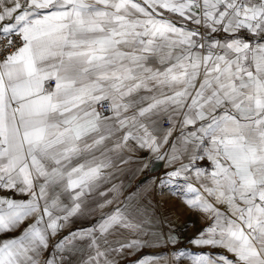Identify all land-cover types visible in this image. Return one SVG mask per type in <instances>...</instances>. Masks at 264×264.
Listing matches in <instances>:
<instances>
[{
    "label": "snow or ice",
    "instance_id": "snow-or-ice-1",
    "mask_svg": "<svg viewBox=\"0 0 264 264\" xmlns=\"http://www.w3.org/2000/svg\"><path fill=\"white\" fill-rule=\"evenodd\" d=\"M74 260L264 264V0H0V264Z\"/></svg>",
    "mask_w": 264,
    "mask_h": 264
},
{
    "label": "crops",
    "instance_id": "crops-1",
    "mask_svg": "<svg viewBox=\"0 0 264 264\" xmlns=\"http://www.w3.org/2000/svg\"><path fill=\"white\" fill-rule=\"evenodd\" d=\"M140 155L143 156L144 154ZM205 163L207 164L208 162L205 161ZM141 166L140 160L136 155H133L132 159L129 160L126 165H120L121 171L116 174L113 182H123L126 185H134L149 178L150 174H137V169ZM159 167L160 165L155 166L153 169V174L159 169ZM110 186L111 185L109 184L106 187ZM97 199L99 198L97 197ZM156 202L159 205L158 215L169 221L175 228L176 234L181 237V244L178 245V247H188L195 251H199L200 249H194L193 246L188 243V239L194 236L197 230L203 226L199 218L194 213L189 212L182 200L176 197L168 196L167 198H161L160 196H157ZM93 207H95V205H93ZM94 222L95 217L93 216L78 217L73 224V228L88 227L90 223ZM165 228H167V225H165ZM66 234V232L61 233V235ZM214 251L223 252L222 249H217ZM73 264H75V260L73 261Z\"/></svg>",
    "mask_w": 264,
    "mask_h": 264
}]
</instances>
